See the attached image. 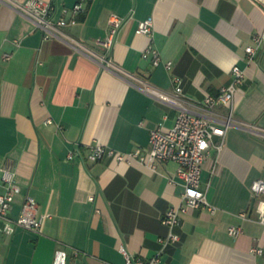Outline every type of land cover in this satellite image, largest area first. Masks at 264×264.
Instances as JSON below:
<instances>
[{"label":"crops","instance_id":"obj_1","mask_svg":"<svg viewBox=\"0 0 264 264\" xmlns=\"http://www.w3.org/2000/svg\"><path fill=\"white\" fill-rule=\"evenodd\" d=\"M23 1L0 0V192L8 166L21 188L11 218L28 197L48 216L40 233H6L0 219V264H54L60 249L67 264H126L121 246L145 259L162 250L161 264H264V252H253L264 250V224L252 190L264 179V45L254 61L246 52L264 29V0H49L56 18L84 6L76 25L50 37L17 8ZM114 14L124 23L109 51L101 42ZM149 16L153 37L136 32ZM150 44L162 55L158 66L143 57ZM235 65L246 79L233 105L207 110L203 100L232 83ZM177 77L183 106L229 126L221 150L215 138L201 177L216 211L181 212L180 240L163 245V216L183 202L177 163L154 170L86 155L96 143L148 151L152 130L171 129L179 106L146 88L175 95ZM233 225L243 232L231 235Z\"/></svg>","mask_w":264,"mask_h":264},{"label":"built area","instance_id":"obj_2","mask_svg":"<svg viewBox=\"0 0 264 264\" xmlns=\"http://www.w3.org/2000/svg\"><path fill=\"white\" fill-rule=\"evenodd\" d=\"M17 8L25 15L31 17L37 27L44 30L45 36L50 37L58 35L61 28L73 26L78 23V15L84 11L82 3H77L71 9H65V13L71 16L62 15L55 17V7L49 0H25L16 3ZM124 23V19L114 14L110 20V29L107 37L101 42L107 50H112L117 41L119 31ZM138 34L153 37L154 34V18L149 16L139 22L136 29ZM264 45V29L257 32L253 36V43L246 47L247 58L254 61ZM7 59L11 58L10 53H6ZM144 58H151L153 64L158 66L163 62L159 49L150 44L143 51ZM112 65V63H110ZM166 67H172V61L166 62ZM246 79V71L242 67L235 65L233 67V81L230 85L223 87L217 94H211L203 100V106L207 110L214 109L219 105H233L236 94ZM177 82L176 94L169 96L163 91L147 87L146 90L152 95L163 100L171 102L179 106V114L175 125L164 130L162 127L152 130L150 137V147L148 151L138 148L131 152H118L115 149L96 143L89 149L86 159L89 161H100L106 156L115 157L119 162L132 163L138 160L157 170L160 162H175L178 165V176L183 180L184 192L182 194V205L171 207L163 216V223L169 228L168 235L161 237L160 242L167 245L180 240V234L176 228L181 224V212H188L191 209L199 207H207L210 211L215 212L216 207L207 199L206 191L202 190L201 177L203 172V164L210 155V149L215 144V138L221 137L222 142L217 144L221 150L224 139L227 135L228 126L218 125L210 116L203 115L189 110L182 105L184 90L180 78H175ZM52 123L53 120H49ZM76 153L71 151L68 154L69 159H74ZM3 182L5 191L0 192V219L4 221L3 231L6 233H14L17 227L40 233L45 218L48 215H38V205L34 197H28L17 219H12L10 212L12 210L16 195L21 191L17 184L15 174L10 167L3 168ZM171 182L175 183V179L171 178ZM253 192L260 197L257 210L259 220L264 224V179H257L252 185ZM93 199V197H92ZM242 216L246 218L247 214ZM243 232L241 226L229 227V233L238 236ZM126 256V264H161L162 250L150 259L135 256L129 253L124 246L120 247ZM253 252L263 254L262 248L255 247ZM68 253L60 249L56 253L54 264H67Z\"/></svg>","mask_w":264,"mask_h":264}]
</instances>
